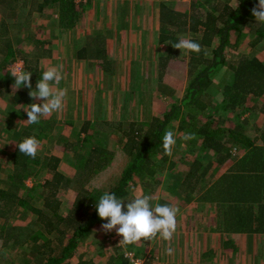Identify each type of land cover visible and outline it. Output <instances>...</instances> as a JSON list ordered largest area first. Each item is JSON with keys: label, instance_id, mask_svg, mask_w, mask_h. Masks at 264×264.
I'll return each instance as SVG.
<instances>
[{"label": "trees", "instance_id": "1", "mask_svg": "<svg viewBox=\"0 0 264 264\" xmlns=\"http://www.w3.org/2000/svg\"><path fill=\"white\" fill-rule=\"evenodd\" d=\"M31 1L34 8L38 0ZM257 3L258 0H194L182 10L161 3L159 41L166 50L159 54L162 72L171 59L178 57L180 50L172 44L181 39L179 33L201 45L199 54L187 52L188 83L184 93L179 99H173L161 115H154L147 122L121 121L117 129L106 122L84 123L83 136L78 134L76 141L67 146L80 162L74 177L57 170L56 158L45 159L40 165L41 172H51L52 177L43 184L37 183L34 189L39 192L33 196L34 189L26 188L23 180L35 174L32 165L38 161L20 153L18 144L22 140L16 142L11 185L0 189V219L3 220L0 229L4 230L1 252L40 243L33 254L38 264H96L91 258H83V238L92 228L106 222L95 208L105 191L114 192L118 198L131 199L134 193L129 191L130 186L142 187L152 197L150 204L173 206V199L164 192L162 176L176 168L184 155L176 156L174 151L171 158L164 154L162 137L172 124L183 134H195V139L184 141L188 157L182 162L185 170L179 181L172 179L171 182L181 203L213 204L223 231L264 232V144L256 143H264V120L262 125L259 121L264 104L258 101L264 94V62L246 54L234 61L229 56L232 48L244 42L249 48L264 43V23L256 21L251 14ZM56 6L60 26L74 27L80 18L76 0H43L38 7ZM248 35L252 38H246ZM30 67L25 71L34 75L35 70ZM224 67L225 82L218 100H214L209 88L214 76ZM10 81L14 83V79L7 83ZM254 127L260 134L251 136L252 130L257 131ZM116 131L129 164L122 170L118 183L104 190L89 182L114 154ZM236 148L244 149L241 156L234 155ZM230 160H233L232 166L218 174L219 168ZM21 190L26 192L19 194ZM62 190L70 196L73 192V196L64 200L60 195ZM135 194H139L137 190ZM20 207L36 218L25 226H9L10 217ZM149 241L142 238L135 244ZM54 243L61 247L57 255L53 254ZM110 246L108 254L104 253L108 255L107 264H128L124 247ZM149 259L152 257L146 264H150Z\"/></svg>", "mask_w": 264, "mask_h": 264}, {"label": "crops", "instance_id": "2", "mask_svg": "<svg viewBox=\"0 0 264 264\" xmlns=\"http://www.w3.org/2000/svg\"><path fill=\"white\" fill-rule=\"evenodd\" d=\"M185 1L189 2L76 0L80 10L79 21L74 27L66 29L59 24L57 6L50 9L38 7L43 2L38 0L37 5L32 8L31 0H0V146L8 145V148L14 150L16 142L35 136L39 141V148L34 160L40 158L43 163L50 157L56 158L57 170L67 177H74L77 173L74 166L62 167L64 161L76 163L78 160L67 146L76 141L78 134L83 136L84 123L106 122L116 101H123L127 97L140 99L138 90L141 89L139 83L142 79V63L146 56L142 53L147 50L149 55L146 59L154 58L153 41L156 36L160 38L161 32V3L182 10L185 8ZM125 13L135 14L130 20L129 28L125 26ZM38 41L44 44L37 43ZM96 44H101L102 48H98ZM35 52L37 55L33 56ZM15 60L23 61L24 70L28 66L35 70V74L31 75L33 91L44 69L63 65V79L58 87L66 88L67 95L60 112L42 116L37 124L26 121L24 108L33 102L42 101L33 100L29 95L30 89L24 86L16 88L11 81L7 83L14 79L7 67ZM133 82L135 84L132 86ZM116 105L119 109L120 104ZM118 109L116 116H123L125 111L119 114ZM135 114L138 115L137 108ZM10 155L11 164L5 167L3 162L6 159L0 152L2 189L10 187V176L15 171L14 157L12 153ZM226 164L227 171L233 161ZM39 173L43 174L41 169L30 176L31 179L34 178V184ZM1 178L8 183L1 182ZM196 204L197 219L184 216L182 220L179 218L181 211L176 215L179 222L176 221V231L170 242L159 235L146 244L143 242L144 249L150 250V264H219V260L221 264H232V260L243 264L244 260L240 259L250 257L254 258L252 264H264V232L223 231L213 204ZM187 205L190 204L180 205L176 198L173 201V206L179 209H184ZM89 236L90 242L94 244L96 235L92 236L90 233ZM106 237L105 232V239ZM105 244L106 249L99 250V255L108 254L111 244L120 245L108 241ZM169 246L174 249L172 255L165 252ZM139 255L146 261L141 253Z\"/></svg>", "mask_w": 264, "mask_h": 264}, {"label": "rangeland", "instance_id": "3", "mask_svg": "<svg viewBox=\"0 0 264 264\" xmlns=\"http://www.w3.org/2000/svg\"><path fill=\"white\" fill-rule=\"evenodd\" d=\"M192 1L194 0H189V2L185 1V6H189V4ZM181 4H183V2H181ZM124 16H126L125 26L129 28L130 20H132V18L135 17V14L125 13ZM179 37L185 38L186 35L179 33ZM246 38L251 39L252 35H248ZM158 41L159 39L156 36L153 41L155 45V52L153 53L154 58L146 59V56L149 55L147 50H146L147 53L146 52L142 53L146 56L142 63L143 64L142 72H141L142 79L140 80V83H139L141 89L138 90L139 91L138 95L140 96V99L135 100L133 98L127 97L123 101L122 100L119 102L116 101L114 105V110L111 111V114H108L109 117L107 118V120L108 119L110 120L108 121L106 120V123H110L112 125V128L117 129L121 121L126 124H129L130 122H133V121L147 122V120H150L154 115H161L164 109L169 108L173 99H179L183 95L184 89L188 83V58H189L188 53L185 50L179 49L180 52L178 54V57L173 58L168 62L167 68L165 72L163 73L161 66L159 65V61H160L159 54L165 50V45L162 44L160 41L159 42ZM96 43H99V41L96 40ZM96 45L98 48L100 49L102 48L101 44H96ZM242 54H246L248 56H256L259 59L263 60L264 62V43L256 47L249 48L246 42H244L241 45L232 48L231 51L229 52L230 59L233 61L236 60ZM225 71H226V68L224 67L220 70L219 73H217L214 76L213 83L211 87L209 88V92L214 100H218L219 94L223 88V85L225 82V78H224ZM134 84L135 82L131 83L132 86ZM168 88H171V90ZM151 95L153 96L151 97ZM122 96H125V95H122ZM258 101H259V104H264V94H262V96L258 99ZM135 103L137 107H135ZM116 104H120L119 109ZM136 108H137L138 115L135 114ZM117 109L120 111L119 114L125 111L123 116H120V115L116 116L118 115ZM104 110L107 111V108H105ZM113 112L114 114H112ZM263 120H264V114H262V117L259 120L260 124L261 122L263 124ZM111 125L109 126L111 127ZM169 130L173 131L176 137V145L173 148L171 158H173L174 151H175L176 156H180V155H184V156L182 157L181 163L177 164L176 168H174L172 171L166 172V174L162 176L163 182H165L163 188L165 189L164 192L167 194L166 196H168L169 199H173L174 201L176 198L177 203H179L180 205H185L183 203L181 204L180 197L178 195L176 196L175 193L173 192L172 190L173 187L171 185L172 184L171 182H172V179L179 181L180 176L183 174L185 170V163H182V162L184 161L186 162L188 158L185 155V146L187 145L186 142H189V140L184 143V141L180 139V137H182L184 134L177 130V127L175 124H172ZM257 131L255 132V130H252L250 132L251 136L260 134V132L259 131L257 132ZM114 134L117 140L115 142L114 154L109 156L110 161L107 164V166L104 168L105 170L103 169L101 172L96 174L94 177L90 179V182H89L92 186L98 187L104 190L109 189L118 183L122 170L126 168L127 165L129 164V159L127 158L125 151L123 150L121 146V143L118 137L119 135H117L118 131L114 132ZM260 139H262V137H260ZM256 143L259 145L264 144L261 141H258ZM13 151H14L13 148L11 147L8 148V145L0 146V152L4 155V158L6 159V161L3 162L5 167H8L11 164L12 156L10 154L13 153ZM195 152L196 154L198 153L196 150ZM233 152L235 156H241L242 153L244 152V149L241 148L237 150L236 148L233 150ZM206 156H207V153L205 157ZM37 160H39V162L37 164L34 163L32 165V168L35 171L39 170L40 165L42 164L40 161V158H38ZM230 161H233V160H230ZM62 164H63L62 167H65V168L67 167V165L74 166L77 172L80 166V162L78 160L76 161V163L75 161L73 163L72 162L70 163V161H64ZM226 165L227 164L219 168L218 174H221L224 172V170L226 169ZM39 175L35 178L36 179L35 184H34V178L32 179L30 178L31 175L27 176L23 180V183L25 184L26 187L34 189L37 183L43 184L44 180H47L49 179L50 176H52L51 172H46L44 174L39 173ZM74 175L75 173H73V176ZM1 182H4V184L8 183V181L6 182L5 179L3 178H1ZM136 190L139 194L150 195L147 192V190H145L142 187H138ZM159 190L157 191V193H159ZM25 192H26L25 190H21L19 194H24ZM38 192H39V189H34L32 192V195L35 196ZM60 195L64 200L68 201L69 198L73 196V192H71V196H70L68 191L62 190ZM37 202L38 201H36V203ZM197 205L198 204L194 202L190 205L184 206V209L182 208L179 209L177 206H175L179 209L177 214H179L181 211L179 218L183 220L185 218L184 216H192L193 218L197 219L198 218L197 217L198 216L197 215V210H198ZM24 209L19 208L18 210L13 212V216L10 217L8 221L9 226H12V225L25 226L31 223L36 218V216L33 213H31L29 210L25 211L26 209L25 210ZM179 218L177 217L176 221L179 222ZM2 223H3V220L0 219V226ZM180 229H182V227ZM90 233L92 234V236L96 235L97 237L96 242L94 244L90 242V239H91L89 236ZM3 235H4V230L0 229V246L4 240ZM152 240L154 239H151L150 241ZM105 242H106L105 231L101 229V226L92 228L90 231H88V233L83 238V247H82V251L84 252L83 258L85 260H89L91 258L92 260H94V263L96 264H107L108 255L107 256L102 255V254L99 255V250H105L107 247V244H105ZM144 244H146V242H144ZM131 245H133V250L136 252H140L146 258V260L149 258L150 250L144 249L143 242L139 243L138 245L130 244V245L123 246V247L125 250H132V249H129V246ZM39 246H40V243L19 246L12 250L11 249L4 250L3 253L1 252V248H2L1 247L0 248V264H38L36 261V257L33 254L39 249ZM52 247L54 249L53 254L55 255H57L59 251L61 250V247L59 244L54 243ZM240 260L241 261L244 260L243 264H252L254 258L252 257L246 258V259L241 258ZM262 262H264V259H262ZM231 263L237 264V261L232 260ZM219 264H221V260H219Z\"/></svg>", "mask_w": 264, "mask_h": 264}, {"label": "clouds", "instance_id": "4", "mask_svg": "<svg viewBox=\"0 0 264 264\" xmlns=\"http://www.w3.org/2000/svg\"><path fill=\"white\" fill-rule=\"evenodd\" d=\"M238 7V4L236 5ZM251 14L256 21L264 23V0H258V3L251 9ZM176 49L185 50L199 54L201 45L192 39L181 38L172 44ZM63 65L49 66L41 72L40 78L36 81L35 90L31 82V72L25 71L22 66H14L10 69V74L14 78L16 88L24 86L28 89L30 97L33 100L39 99L42 102H33L24 108L27 114L29 124H37L42 116H48L53 112H60L63 109V102L67 95L66 88H59L58 85L63 79ZM182 141L195 139L194 133H185L180 137ZM176 137L173 131L166 130L162 137V146L164 154L171 156ZM39 141L35 136L25 137L19 144L20 153L33 159L37 155ZM134 193L133 198H118L114 192L105 191L96 201L95 208L98 216L102 220L101 229L105 232L115 230L122 239L119 244L127 246L135 244L143 238L151 240L159 234L165 241H171L176 231V215L179 211L177 207L169 204L156 203L150 204L152 197L150 195L135 194L134 187L129 188ZM118 226V227H117ZM174 249L169 246L165 252L168 255L173 254Z\"/></svg>", "mask_w": 264, "mask_h": 264}, {"label": "built area", "instance_id": "5", "mask_svg": "<svg viewBox=\"0 0 264 264\" xmlns=\"http://www.w3.org/2000/svg\"><path fill=\"white\" fill-rule=\"evenodd\" d=\"M14 66H22L24 69V63L22 60H15L11 62L7 67L8 71H10V69ZM106 233H107L106 239L109 240V242H114L119 244V241L122 239L121 236H118L116 234L115 230ZM124 257L127 259L128 264H145L144 258L141 257L139 254H137L136 251L134 250H126L124 253Z\"/></svg>", "mask_w": 264, "mask_h": 264}]
</instances>
